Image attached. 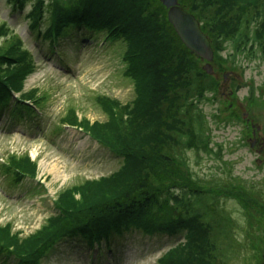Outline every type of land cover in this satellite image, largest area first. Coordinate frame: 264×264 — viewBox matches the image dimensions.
I'll list each match as a JSON object with an SVG mask.
<instances>
[{"label": "trees", "instance_id": "16d2710c", "mask_svg": "<svg viewBox=\"0 0 264 264\" xmlns=\"http://www.w3.org/2000/svg\"><path fill=\"white\" fill-rule=\"evenodd\" d=\"M180 2L196 15L213 45L214 39L232 38L242 18L258 16L257 12H260L257 32L264 33V0ZM50 5L47 37L59 35L70 22L83 21L96 23L110 38L126 40L125 72L134 79L135 98L124 103L117 97L99 93L96 97L107 112L106 120L79 119L74 107L64 120L82 126L93 137L114 147L124 156V164L109 175L62 189L56 199L59 211L35 232L21 236L12 230L11 224L0 225L1 252L16 256L18 264H40L60 233L95 246L102 241L110 243L114 234L134 227L149 233L185 229V239L165 251L160 264H221L222 254L226 252L221 237L231 235L226 234L229 226L220 221L224 215L217 216V204L208 208L212 211L211 220L202 218V213L209 217L207 212L191 213L188 207L194 187L200 190V196L210 193L234 196L236 183L205 180L204 185L196 184L184 150L198 143L207 122L200 103L208 98L207 90L217 91L215 76L199 66L201 58L182 42L160 0H52ZM40 6L36 5L32 14L33 26L44 16L43 10H37ZM235 39L240 47L254 43L250 38ZM214 48L215 62L224 68L219 49L215 45ZM34 65L23 37L7 20L0 21V105L12 95L13 89L22 91V99L36 98L37 102L43 99L39 100L37 89L23 90L24 78ZM15 157L8 158L9 168L19 180L38 174L37 161L28 152ZM184 188L192 195L183 193ZM236 198L249 213L248 232L255 236L247 247L241 246L234 264L239 259L242 261L241 251L246 255L257 251L258 257L253 262L261 264L264 203L258 207L255 202L257 208H254L249 199ZM224 211L233 226V215L227 209ZM234 238L233 244L238 246L241 240L237 235Z\"/></svg>", "mask_w": 264, "mask_h": 264}, {"label": "rangeland", "instance_id": "374dc122", "mask_svg": "<svg viewBox=\"0 0 264 264\" xmlns=\"http://www.w3.org/2000/svg\"><path fill=\"white\" fill-rule=\"evenodd\" d=\"M34 1L28 2L22 10H13L9 0H0V21L7 20L24 37L25 45L36 53L33 71L24 79V91L37 89L36 95L43 98L39 110L32 114L20 117L13 113L17 102L14 98L13 105L0 114V225L11 224L12 230L21 236L35 232L48 216L56 212L53 202L56 192L109 174L124 164V156L118 150L97 142L81 129L64 126L61 122L68 117L69 110L74 107L79 119L104 121L108 115L96 95L104 93L123 102H129L136 96L134 79L125 72L128 61L124 57L126 40L123 37L110 39L96 27L89 30L73 23L60 32L57 44L41 35L37 38L36 31H31L27 23L29 19L25 17L29 15L28 11H32ZM50 3L51 0H44L43 31L50 25ZM212 9L203 8L204 11ZM257 14L243 17L232 38L214 39L225 68L235 69L236 65L240 69L238 72L243 74L241 82L245 80V83L235 91L243 105L250 101L247 96L264 104V91L259 94L254 88L264 82V37L257 32L260 12ZM235 38H250L254 43L240 47ZM203 64L201 60L199 66L203 67ZM216 66L217 98L201 101L207 122L198 143L184 150L196 184L204 185L205 180H221L224 184L233 182L237 191L234 196H228V193L200 196V190L194 187L193 195L187 188L183 193L192 195V203L188 207L191 213L205 211L209 217L200 214L206 220H211L212 211L208 208L217 204V216L224 215L220 221L229 226L226 234H231L221 237L222 249L226 251L222 254L224 261L221 259V264H234L241 246L247 247L252 243L250 238L255 236L248 232L251 223L249 213L236 197L249 199L254 208H257L256 203L261 206L264 200V156L242 144L241 125L218 118L224 116L229 119L227 115L232 109L225 101L227 96L220 93L225 85L223 68H219L217 63ZM234 85L235 81L228 84L226 94ZM255 110L264 114V108ZM26 152L38 162L39 174L36 178L26 175L19 180L9 168L8 158L12 155L20 157ZM55 163L63 174L54 173L52 165ZM223 208L233 215V226ZM234 235L241 240L238 246L233 244L236 242ZM181 239L182 229L178 233H149L134 227L113 235L110 247L103 241L100 251L98 248L90 249L80 238L60 233L42 256L40 264H159L161 254ZM245 255L244 251L240 252L243 262L239 259L238 264H257L253 262L258 257L257 251ZM16 259L0 251V264H16Z\"/></svg>", "mask_w": 264, "mask_h": 264}, {"label": "water", "instance_id": "95a60500", "mask_svg": "<svg viewBox=\"0 0 264 264\" xmlns=\"http://www.w3.org/2000/svg\"><path fill=\"white\" fill-rule=\"evenodd\" d=\"M169 6L168 16L174 24L182 40L197 54L211 60L213 48L208 35L202 30L196 16L179 5L178 0H163ZM205 68L210 71L212 66L208 61Z\"/></svg>", "mask_w": 264, "mask_h": 264}, {"label": "flooded vegetation", "instance_id": "af4514ba", "mask_svg": "<svg viewBox=\"0 0 264 264\" xmlns=\"http://www.w3.org/2000/svg\"><path fill=\"white\" fill-rule=\"evenodd\" d=\"M258 93H260V90H258ZM237 105V110H241V113L246 117V120L249 121L246 125L251 126V136L254 148L259 152L264 151V114L261 112L258 113L254 110V115L252 114V116H249L250 111L244 110L245 108L240 100H237Z\"/></svg>", "mask_w": 264, "mask_h": 264}, {"label": "bare ground", "instance_id": "6f19581e", "mask_svg": "<svg viewBox=\"0 0 264 264\" xmlns=\"http://www.w3.org/2000/svg\"><path fill=\"white\" fill-rule=\"evenodd\" d=\"M52 168L54 169V173L56 175H61L63 174V171L60 169V167L58 166L57 167V164L55 163L54 165H52Z\"/></svg>", "mask_w": 264, "mask_h": 264}]
</instances>
